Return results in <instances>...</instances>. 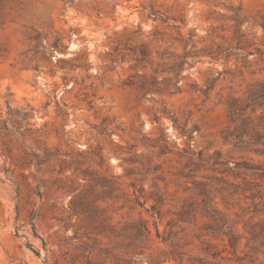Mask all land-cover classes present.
Instances as JSON below:
<instances>
[{"label": "rangeland", "instance_id": "rangeland-1", "mask_svg": "<svg viewBox=\"0 0 264 264\" xmlns=\"http://www.w3.org/2000/svg\"><path fill=\"white\" fill-rule=\"evenodd\" d=\"M259 83L264 0H0V264H115L140 222V264L203 257L211 215L242 256L264 106L229 105Z\"/></svg>", "mask_w": 264, "mask_h": 264}, {"label": "trees", "instance_id": "trees-1", "mask_svg": "<svg viewBox=\"0 0 264 264\" xmlns=\"http://www.w3.org/2000/svg\"><path fill=\"white\" fill-rule=\"evenodd\" d=\"M248 101L242 106L237 103L238 100H233L229 105V114L230 118L235 116L239 111H243L246 107H249L253 104L255 106H264V83L257 84L254 88L249 91ZM232 121V120H231ZM264 116L262 117L261 123L259 126L263 128ZM247 130H243L241 134H247ZM257 142L260 141L261 135L259 132H255ZM264 178V177H263ZM160 201H155L151 208L153 214L159 216V207ZM196 207L188 206L183 210L182 214L188 215L189 212L195 211ZM213 218L214 224H209L206 226L207 234H220L225 238V248L223 251H218L214 245L209 242H203L202 252L205 256L203 257H185V254L178 252L176 249L171 251H162L160 253H153L144 258L148 264H162L168 260H173L177 264H231L234 258H237L240 262H248L249 264H264V260L260 261L258 255H262L264 258V222H258L250 226V229L247 231V236L244 237V251L242 256L237 255L238 246L242 236H236L232 233L233 227L229 224V221L214 218V215H211ZM222 222V223H220ZM155 227V236L161 243L165 242L166 239L163 236V233L159 231L158 223L154 222ZM133 235L129 237L131 240L130 243L125 245V248L129 250L127 254H130L128 258L120 257L119 255L113 256L115 264H140V256L144 255V251H137L141 248L140 242L147 241L152 242L151 231L146 222H140V227L135 228ZM171 246H173L171 244ZM225 251V256L222 253Z\"/></svg>", "mask_w": 264, "mask_h": 264}]
</instances>
